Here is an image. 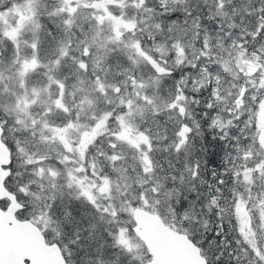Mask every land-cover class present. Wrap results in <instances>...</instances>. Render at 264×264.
<instances>
[{"label":"rangeland","instance_id":"obj_1","mask_svg":"<svg viewBox=\"0 0 264 264\" xmlns=\"http://www.w3.org/2000/svg\"><path fill=\"white\" fill-rule=\"evenodd\" d=\"M142 1L9 0L8 6L0 8V22L3 26L8 29L10 20L15 24V58L19 63L16 65L17 70H14L16 77L22 73L21 79H23L24 67L29 65L31 56L35 57L34 49L29 55L23 51L24 43H18V32L20 30L28 32L31 24H35L34 34H38L41 15L44 17V23H47L49 47L47 49L57 52L54 58L49 59L51 69L56 72H50L51 77L43 88L17 89L12 82V89H9L6 85L8 74L2 71L0 73L2 82L0 114L4 118L2 123L6 125L16 159L17 156H23L22 160H16L10 179L16 197L22 203L18 216L30 217L33 223L42 219L43 228L51 223L55 224V219L58 217L59 220L70 217L74 226L79 222L76 215L73 217H71L72 214L69 215L74 209L77 210L74 203L79 197L84 202L88 201L91 211L82 210L83 214L79 215L86 221L83 220L87 236L84 242L90 241L89 247L96 245L93 248L95 256L85 257L81 245L76 247V244H71L69 256L71 257L78 250V256L82 258L79 260L80 264H120L119 260H125L122 264H139L149 257L142 242L130 230L132 224L130 210L133 205L128 204V198L136 196L133 192L136 187L128 188V194L123 196L125 198V204H123L121 187L123 188L125 183L122 174L125 166V172L127 169L130 170L129 176L135 173L136 170L132 169L133 162L137 163L142 170L146 168L151 170L152 158L148 156L147 148L158 140L159 135L149 136L146 123L140 125L141 118L145 112L153 115L160 112L159 101L167 96L169 90L167 84L174 82L168 80L164 83V91H162L164 94L160 98L158 88L161 78L150 67L151 71L148 70L145 66L146 62H143L144 59L140 55L138 46L141 44V39L138 35L133 36L138 28H134L135 21L131 17L130 7L134 9L137 5L140 6ZM5 2L6 0H0L2 4ZM40 3L43 8L41 12L39 11ZM45 3L48 4L46 11ZM50 3H56L57 6L50 7ZM17 15L22 17L20 24L16 22ZM119 43L123 44L121 51H111ZM109 45L111 46L106 50ZM129 47L131 50L127 52ZM142 48L151 49V46L145 45ZM172 48L175 62L178 63L184 59L185 55L180 53L176 46ZM155 49L158 50L157 55L161 58L167 53L163 54L162 46L158 42L155 43ZM234 49L235 47L233 51ZM109 50L110 53L107 52ZM109 56L111 65L108 72L110 71V74L104 73V70L109 69L106 63V58ZM233 56L231 75L240 72L247 82L255 86L257 81L260 86L264 79V66L257 57L245 56L238 50ZM7 68H10V64L4 69ZM127 68L135 69L136 77L132 78L131 74L128 75ZM122 71H124L123 75L114 80V85L108 82L112 75L118 76ZM144 71L148 74H143ZM199 73V77L203 79H199L198 83L204 82V79L209 77L202 70H199ZM57 74L62 75V78L57 77ZM73 75L72 79H67ZM90 76H94L95 79L91 81L94 83V96L91 99L87 95ZM68 82L77 83L74 87L80 94L78 100L74 101V107L66 105V99H72L73 94L71 87L68 89L65 86ZM50 84L55 85L57 95L46 103L42 95L49 92ZM203 86L206 88L205 85ZM152 89H154L153 92H151ZM214 89L212 87L209 90L212 92ZM261 92L262 95L254 111V137L260 130H264L263 88ZM11 94L15 97L9 99ZM249 94L253 96V90H249ZM127 97H130V101L126 108ZM100 102H105L108 108L102 110ZM238 103L239 101L236 100L234 104L224 109L225 117L215 116L217 126H225L235 116ZM163 108L179 112L177 118L179 123L175 121V134L169 140L170 143L177 136V139L170 143L176 151L185 143L188 136L182 93L173 95L169 102L163 104ZM112 109L117 110L111 113ZM89 116L93 117L92 122L87 121ZM164 118L169 121L171 116ZM152 119L155 126L161 125L158 117ZM102 130L109 131L108 143L112 142L110 152L104 153L106 161L111 160V162L104 164L103 168V164L101 166V163L97 162L98 156L82 153L87 144L92 141L94 137L92 134L96 135ZM261 145L263 146L259 150L261 159L251 165L240 166L238 173L236 172L243 191H239L234 199L235 226L251 250L254 246L257 248V235L253 227L245 228L246 216H249V209L246 207L247 198L254 202L253 206L258 215L260 229L258 235L264 236V158L262 154L264 143ZM173 153L176 157L179 155L178 152ZM86 158L89 161H86ZM116 175L119 178L112 179V176ZM251 186L255 187L253 193L250 192ZM113 190L116 193L112 192ZM146 199L147 196L141 192L140 204L144 206ZM241 209H244L247 214L243 215ZM80 210L81 208H78V211ZM111 216H114V219ZM183 218L180 217V220ZM106 229L109 232L114 231L111 237ZM76 240L74 236L67 239V243H74ZM262 241L264 245V239ZM112 243L116 246V251L111 247V245L114 246ZM121 255L125 258L120 259Z\"/></svg>","mask_w":264,"mask_h":264},{"label":"trees","instance_id":"obj_2","mask_svg":"<svg viewBox=\"0 0 264 264\" xmlns=\"http://www.w3.org/2000/svg\"><path fill=\"white\" fill-rule=\"evenodd\" d=\"M130 9L131 17L135 21L134 28H138L132 35H138L141 39L138 46L140 50L158 60L163 59L161 65L171 70L169 73L158 75L161 84L156 89L158 88L160 98L164 94V83L168 80L174 83L167 84V96L158 104L160 112L156 115L145 112L147 115L144 114L141 118L140 125L146 123L149 136L158 134L159 138L147 148L148 156L152 158L151 170H142L133 162L132 169L139 173L135 171L129 176L130 170L125 172V166L122 174L125 185L121 187L123 204V196L128 194V188L136 187L133 190L136 196L129 197L128 204L140 206V193L146 195V204L141 206L157 212L170 227L186 233L198 246L207 264H264V260L261 261L254 255L236 230L234 215L235 196L239 191H243L237 174L238 168L258 162L262 157L259 150L263 146L256 139V135L254 137V111L262 95L261 90L264 89V79L260 86L257 81L253 86L240 72H236V75L230 73L233 71L231 67L236 50L245 56H256L264 66V0H143L140 6ZM156 42L162 46L163 54L167 52L162 58L157 55ZM145 45L151 46V49L142 48ZM110 46H107L106 50ZM173 46L185 55L178 63L175 62ZM122 47L123 44L119 43L111 51H121ZM130 50L129 47L127 52ZM107 52L110 53V50ZM106 59L109 69L104 70V73H109L110 56ZM145 66L150 70L146 63ZM127 70L128 75L136 77L135 69ZM199 70L209 75L200 83L198 81L202 77H199ZM123 72L118 76L112 75L108 82L114 85V80L121 77ZM143 74L148 73L144 71ZM212 87L215 89L211 92L209 89ZM249 90H253V96L249 94ZM153 91L154 89L151 92ZM178 92L183 95L188 136L185 143L174 151L170 143L175 141L177 136L170 143L169 140L175 134V121L179 112L165 109L163 104L169 102ZM236 100L239 101L237 115L235 114L225 126H217L215 116L225 117L224 109ZM99 105L102 110L108 108L105 102H100ZM115 110L117 109H112L111 113ZM168 115L171 116L169 121L164 118ZM153 117H158L161 125L155 126ZM3 121L4 118L0 114L2 139L9 147L11 155L5 186L14 192L10 183L11 174L16 160H22L23 156H17L16 159ZM111 147L107 136H98L94 144H87L89 150L84 154L98 156L97 162L101 163V166L103 164V168L105 163L111 162L109 159L106 161L104 157V153L110 152ZM173 152H178L179 155L176 157ZM262 154L264 158V152ZM115 178L119 177L112 176V179ZM254 190L255 187L251 186L250 192L253 193ZM112 192L116 193L114 190ZM248 200L247 198L246 201ZM87 202L79 197L74 203L77 210L69 213L72 214L71 217L76 215L79 219L77 225H72L70 217L61 220L58 217L55 224L51 223L44 228L41 226L42 219L35 223L46 241H55L59 245L67 264H80L79 260H82L81 256H78V250L73 253L72 258L69 256L71 244H76V247L81 245L85 257L95 256L93 248L96 245L89 247L90 241L84 242L87 237L85 219L79 215L83 214L82 210L91 211ZM0 203L2 205L3 201L0 200ZM78 208L81 210L78 211ZM111 217L114 219V216ZM180 217L183 220H180ZM26 218L33 220L27 216ZM258 226L256 222L254 230L257 235V249L264 257V236L258 235ZM113 232L107 231L110 237ZM74 236L77 240L67 243V239ZM111 247L116 251L115 245ZM124 258L125 256H120V259ZM124 262L125 260H119L120 264Z\"/></svg>","mask_w":264,"mask_h":264},{"label":"water","instance_id":"obj_3","mask_svg":"<svg viewBox=\"0 0 264 264\" xmlns=\"http://www.w3.org/2000/svg\"><path fill=\"white\" fill-rule=\"evenodd\" d=\"M140 55L154 73L171 71L145 51H141ZM256 139L264 143L263 129L257 133ZM9 162L10 150L2 139L0 124V199L7 200L6 205L0 207V264H67L58 245L47 242L36 224L27 218L15 216L21 202L4 183L9 173ZM130 219V230L149 255L144 264H207L198 246L186 233L170 227L157 212L143 206H133Z\"/></svg>","mask_w":264,"mask_h":264},{"label":"flooded vegetation","instance_id":"obj_4","mask_svg":"<svg viewBox=\"0 0 264 264\" xmlns=\"http://www.w3.org/2000/svg\"><path fill=\"white\" fill-rule=\"evenodd\" d=\"M8 1L9 0H6V2L3 4L0 3V8L8 6ZM45 6H46L45 11H46L48 9V4L45 3ZM49 6L54 7V6H57V4L56 3H50ZM39 8H40L39 9L40 12L43 11V8L41 7V3L39 4ZM46 15H47V13H46ZM21 18H22L21 15H17V17H16L17 24H20ZM43 18H44L43 15H41L40 30H39L38 34H34V28L36 26L35 24H31V27H30L28 32H24L23 30H20V32H18V39H19L18 43H21V42L24 43L23 51H25L26 54L29 55V54H31L32 49H34V55H35V57L31 56V61L29 62V65L26 66V68L24 67V71H25L24 74L25 75H24L23 79H21L22 73L19 75V77H16V75H15L16 72L14 71V70H17L16 65L19 64L15 58V53H16L15 48H14V46L16 44V39H14L15 24H14V22H12L10 20L9 28L7 29V27L3 26V24L0 22V73L2 71V72H5L6 74H8L6 85L9 87V89H12L11 88L12 82L17 89L22 88V87H25L28 90L43 88L45 86V84L47 83L48 79L51 77L50 72H56L55 70L51 69V66H50L51 63H50L49 59L54 58L55 55L57 54V52L47 49V47H48V40H47L48 34L46 33L47 23H44ZM39 19H40V16H39ZM59 37H60V35H59ZM162 60L163 59H160L158 61L161 63V62H163ZM9 64H10V68L4 69L6 67H9ZM56 76L62 78V75L57 74ZM73 77H74V75L67 77V79H72ZM129 79L131 80L132 78L130 77ZM88 80H89V83H88L87 89L89 90V92H87V90H86L85 93L87 92V95L91 99L94 96V89H93L94 83H91V81L94 80V76H90V78H88ZM1 84H2V82L0 80V86H1ZM76 84H73L70 82L65 84V86L68 89L71 87L70 90L73 91L72 99H70V100L66 99L67 100V103H66L67 106L73 105L74 101L75 100L77 101L79 96H80L79 91H76V89L74 87ZM56 95H57V92H56L55 85L50 84L49 85V92L43 94L42 97L47 103L48 101L52 100ZM14 97H15L14 94H11L9 96V99H12ZM1 99H2V97H0V101H1ZM129 101H130V97H127L126 98L127 103L125 106L126 108L128 107ZM72 107H74V105ZM114 112H116V111H114ZM92 118L89 116L87 121L92 122ZM92 135L94 137L92 138V141L90 143L94 144V140L96 139V137H98V136H104V137L107 136L108 137L109 131L108 130H102L101 132L97 133L96 135L94 133ZM111 143L112 142H110V144H109L110 146H112ZM87 150H89V148L86 147L84 152H82V153H85V151H87ZM91 150H93V149L91 148ZM13 152H14V148H13ZM89 154H92V153H89ZM112 157H113V155L111 154L110 158L112 159ZM105 160H106V158H105ZM10 162H11V155H10ZM4 183H5V181H4ZM10 191L15 195V198L17 199L16 193H14L12 190H10ZM0 200L3 201L2 205L0 203V207H4L7 203V200L5 198H1ZM246 202H247L246 207L249 209L248 210L249 216L248 217L246 216L247 219L245 222V228L246 229L247 228L249 229V227L254 228V224L256 222H259L258 221V215H257V212L255 210V207L253 206L254 202H252L250 200H248ZM21 208H22V206L19 209H17L14 214L17 218L24 219L26 217L18 216V212L20 211ZM241 212L243 215L247 214L244 209H241ZM48 242H55V241H48ZM58 247H59V245H58ZM252 252L254 253V255H256L257 258H260L261 261H262V259L264 260V257H262V254L260 253L259 250H257V248L255 246L253 247Z\"/></svg>","mask_w":264,"mask_h":264},{"label":"bare ground","instance_id":"obj_5","mask_svg":"<svg viewBox=\"0 0 264 264\" xmlns=\"http://www.w3.org/2000/svg\"><path fill=\"white\" fill-rule=\"evenodd\" d=\"M139 51L141 52V51H144V50H140V48H139ZM146 52V51H145ZM147 53V52H146ZM148 54V53H147ZM149 55V54H148ZM150 56V55H149ZM151 57V56H150ZM152 59H154L158 64H161L159 61H158V59H156V58H153V57H151ZM147 64V63H146ZM148 65V64H147ZM163 66V65H162ZM152 70V69H151ZM169 73V72H168ZM163 74H166V73H163ZM157 75H161V74H157ZM21 206H22V203H21Z\"/></svg>","mask_w":264,"mask_h":264}]
</instances>
